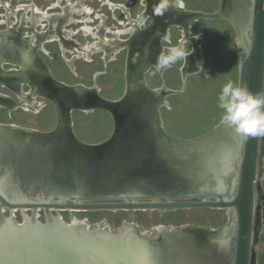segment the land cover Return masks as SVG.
Masks as SVG:
<instances>
[{
	"label": "water",
	"instance_id": "obj_1",
	"mask_svg": "<svg viewBox=\"0 0 264 264\" xmlns=\"http://www.w3.org/2000/svg\"><path fill=\"white\" fill-rule=\"evenodd\" d=\"M250 5V9H247L248 6H244L248 17V22L245 25L241 19L244 10L239 11L237 0H222L219 9L212 13L189 10L183 15L185 19L195 21L227 19L237 32L238 42V83L229 110L206 133L193 139L174 140L178 147L175 150L176 159L183 155L182 153L187 152L186 154L190 157L186 167L190 174H195L198 176V180H202V184L194 188L195 191L193 189L190 191V193L195 192L198 197L188 195L168 200L143 199L140 198V191L124 187L116 189L120 193L116 192L117 194H112L109 198L84 199L83 196L95 192L87 191L82 188L83 186L77 187L76 185L62 189L52 188L51 185L57 184L59 181L55 176L56 173L51 171V162L56 160L57 154L64 157L65 153L69 152V148H76V146H80L82 149L83 147L85 149L86 147L100 146H88L74 138L66 113L70 111L69 107L73 104L71 99L74 95L66 85L56 83L52 79H50L49 86L53 84L57 91L50 93L48 97L53 102L57 114V124L54 130L45 133L0 123V165L4 170L10 164V169H12L7 173L6 178L0 176V264H159L161 260L159 258L161 254L160 241L164 242L165 239L170 240V238L159 239L157 234H160L164 228L171 232L175 227L158 225L144 230L135 225L114 228L105 222L88 224L73 220L71 223H65L59 219L58 215H53L52 211L185 208H225L228 220L218 230L225 236L218 241L216 247L221 248H218L219 255L215 256L221 260V263H224L223 259H225L227 247H229L226 245V240L231 238L228 228L234 225L231 264H253L255 181L264 108V0H250ZM246 36L248 42L244 43ZM139 86H143V83L135 84L134 87L138 91L127 88L121 99L115 102L105 101L103 106L109 107L111 110L115 109V111L129 108L130 104L140 100L141 93L148 91L145 87L140 89ZM148 92L151 93V91ZM72 106L74 107V105ZM114 120V132L111 138L104 143H111L116 135H121L123 132H119L117 120ZM159 128L165 134L161 126L158 127L160 132ZM62 130H65L69 137L68 148L63 151L53 148L51 153H45L48 139L61 134ZM227 131L230 134L226 133ZM222 139H231V143L227 144L231 146L223 147L220 144ZM221 154H225L223 158ZM120 156L124 160L129 158L124 154ZM224 158L228 159L229 167L233 166V169L228 171V178L216 173L215 178L212 177V179L215 180V183H219L212 190V196L202 197L206 191L205 174L207 171L205 168L209 162L216 160L218 163L221 159L224 161ZM114 159L115 156L111 157L107 163H114ZM236 161L238 162L236 163ZM211 164L213 163L211 162ZM64 165L67 167L68 164ZM91 166L92 163L85 167ZM177 166L179 165L177 164ZM92 169L93 177L96 176L95 178L98 179V173L94 174L96 168ZM78 170L82 172L81 169ZM23 173L27 174L33 183L38 180V183H35L36 186L33 183H28L30 186L28 189L38 188L42 193L33 192L34 190L29 193L17 192L16 189L20 184L19 174ZM67 173L66 171L63 181H66ZM231 176L235 177L234 182H231ZM227 183L232 186L229 187V195L224 197L225 184ZM63 191L66 193H62ZM56 193L64 194L65 197L58 195L59 197L54 199L53 194ZM69 193L72 197L69 196ZM14 197L21 200L14 201ZM41 209L45 216L43 224L36 219L38 211ZM6 210H9L10 216L8 217L4 215ZM16 210H20L24 215L22 223H17L12 218L13 211ZM26 210H31L30 216L26 215L24 212ZM185 225H180L178 228ZM174 238L177 237L171 236L172 240ZM128 245L140 248L141 252L136 250L134 253ZM224 246L225 248H223Z\"/></svg>",
	"mask_w": 264,
	"mask_h": 264
},
{
	"label": "rangeland",
	"instance_id": "obj_2",
	"mask_svg": "<svg viewBox=\"0 0 264 264\" xmlns=\"http://www.w3.org/2000/svg\"><path fill=\"white\" fill-rule=\"evenodd\" d=\"M2 1L3 2L0 4V18L4 22L6 19H8L9 23L15 22L16 20L19 24L21 23L24 24V26H28L31 25L32 21L29 19L25 20L24 23L23 18L25 16H31L32 11L28 10L26 12L23 5H30L32 4L31 2L34 1L41 10L44 0ZM166 1L172 3V0H163V2ZM221 1L222 0H183L186 9L207 13L218 10ZM237 1L239 11L244 10L241 19L245 25L246 22H248L246 7H244L245 5L242 3V0ZM5 3L8 4V8H6ZM15 7H19V9L15 11ZM232 8L235 9L234 6H232ZM84 16L86 17V15ZM74 17L79 18L77 15H74ZM43 22L44 20L41 19V24L35 26L38 31H41ZM185 23L187 26H190L187 35L194 36V40L190 42L189 39H187L183 46L180 43L179 50L181 52L165 50L167 55L162 58L166 62L172 64V69L166 70V77L163 78H167L168 82L174 87H179L181 90H184L176 95H169L167 100H170L171 103L173 102L172 110H163L161 112L162 126L166 133L179 138V140L192 139L206 133L225 116L236 94L239 72L237 32L229 20L224 18L200 19L197 21L186 20ZM114 27L120 29V25L117 22ZM181 29V25L171 28L172 42L167 45L175 48L182 34ZM77 35L85 40H92L90 35L82 36V33H78ZM118 37L122 38L124 35H118ZM195 44L196 46H194ZM188 51L191 52L190 58L192 61L191 63L195 66V72L188 76L187 79H185V83H183L178 72H180L179 67L182 68V64L183 66L185 64V62H183L182 52ZM97 55L99 56V54L96 53L93 57ZM67 57H69V54H67ZM72 61L74 67L76 66L77 68L76 71L78 73L76 77L71 75L72 73L70 71L73 72V68H70L60 56H57L56 59L48 63L50 67H52L53 74L57 79L69 83L81 81L85 84H91L93 82L91 70L101 67V69L106 70V73L99 77H94L99 89H101V95L107 99H117L122 95L124 81L121 75V64L118 61L113 64L108 63L106 66H103L100 62L91 65L90 63L83 62L82 58H73ZM186 66L189 67L188 61L186 62ZM154 82L158 83L159 81L154 79ZM149 84L152 86L153 82L151 81ZM22 90L26 92L27 86L24 85ZM0 94L16 103L12 106L0 103V123L12 124L45 133L56 128V110L47 99L34 96L33 99H30L33 104H29L26 101L23 103V101L20 100L21 94L14 93L6 88L5 85H0ZM22 95L26 96L25 93ZM25 98L27 99V97ZM36 106L38 108H36ZM69 122L70 131L77 141L88 146H100L86 147L85 149L84 147L82 149V147L76 146V148H69V152L65 153L64 157H60L57 154L56 160L51 162V171L56 173L55 176H57L56 178L59 181L57 184H52V188L62 189L71 187L72 185H79L81 187L83 186L82 188L87 191L98 193L83 196L82 198L84 199L109 198L112 194L120 193L116 189L124 187H126V189H137L138 185H140V181H142V177H144L142 171H147L149 166L154 163L147 160L145 164L140 154H136L139 156L133 157L123 152L124 149L118 147L120 144L116 143L117 145L114 147L110 142L104 143L110 138V135L115 129L113 125L114 120L109 112L101 109H95L93 111L75 109L70 113ZM229 146L231 145H228L227 148H229ZM186 153L187 152L182 153L183 155L176 159L180 171L172 168L170 169V173L167 167L164 169L163 166L165 165L162 164L163 162H160L158 175L167 176L173 174L176 176L175 174L179 173L183 175L181 176L183 183H188L191 174L186 164L190 156ZM122 154L130 158L124 160L120 156ZM113 156H115L114 163L108 164L107 161H110ZM228 157L230 158V156ZM82 159L83 161H81ZM65 161L68 164L67 167L64 165L66 164ZM90 163H92L91 167H85ZM10 166L9 164V166L3 170L0 165L1 177L6 178L8 176L7 173L10 170L12 171ZM93 167L96 168L94 174L98 173V179L95 178L96 176L93 177ZM232 168V166L225 167L223 170L226 171L227 169V171H229ZM78 169H81L82 172H79ZM66 171L68 175L66 176V181H63ZM260 171L261 173L258 177L256 189L258 223L255 225L253 264H264V152L262 154ZM150 172L154 173L153 170H150ZM28 179L29 177L27 174H19L18 181H20V184L16 189L17 192L29 193L34 190L28 189V187H30L28 183H33ZM35 183H38V180H36V182L34 181L33 184ZM36 185L37 184L34 186ZM91 185H94L92 190L88 188ZM85 190L82 191L85 192ZM124 191L128 192L127 190ZM33 192L40 193L41 191L37 188ZM133 192L138 194V192ZM62 193L66 192L63 191ZM58 195L60 197H65L64 194L56 193L55 195L53 194V198L59 197ZM69 196L72 197L70 193ZM52 212L53 215H58L59 219L65 223H71L75 218L78 221L83 220L84 223L88 224L105 222L107 225L114 228L130 225L141 227L144 230H149L158 225L175 227L171 232H168L166 228H164L160 234H157V237H160L159 239L162 237L170 238V240L165 239L164 242L160 241L159 246L161 254L159 258L161 260L159 264H231L233 257L231 246L233 244V238L226 240V245L229 247H227L228 250L225 259H223L224 263H221V260L213 254L215 250L221 247H216V244H208L210 240L208 239L209 235H212L217 229L219 230L227 223L226 211L219 208L93 211L55 210ZM25 213L27 216H30L31 210H26ZM4 215L6 217L10 216L9 210H6ZM12 218L17 223H22L24 215L20 210H16L13 212ZM36 219L41 224L45 223V216L42 209L38 211ZM184 224L186 225L178 228L180 225ZM231 227L232 225L228 228L230 236L233 229V227ZM171 236L177 238L172 240ZM207 240L208 243H206Z\"/></svg>",
	"mask_w": 264,
	"mask_h": 264
},
{
	"label": "flooded vegetation",
	"instance_id": "obj_3",
	"mask_svg": "<svg viewBox=\"0 0 264 264\" xmlns=\"http://www.w3.org/2000/svg\"><path fill=\"white\" fill-rule=\"evenodd\" d=\"M177 1L178 0H172V3H170L169 1L163 2V0H44L41 10L45 11L49 17L43 19L44 22L40 32L35 27L36 25L33 26L32 22L31 25L24 26V24H19L16 20L15 22L9 23L8 19L4 22L0 18V85H5L6 88L14 93L16 92V94L25 93V97L29 100L33 99L34 96L45 98L54 106L53 102L48 97L50 93H56L57 91L56 86L53 84L49 86L50 79H52L56 83L66 85L71 89L72 92H70L74 95L71 99L74 107L71 105L69 107L70 111L66 112L69 119L70 113L75 109L82 111L101 109L109 112L113 120H117V129H120L119 132L123 131L121 135H116L114 137L115 139L111 141V144L114 147L120 144L118 147H122L124 149L123 152L133 157L139 156L136 154H140L145 164L147 160L154 163L151 165L154 169L149 166L147 171H142L144 177H142V181H140V185H138L139 188L137 187V189H135L141 192L140 198L143 199L156 198L168 200L183 198L188 195L190 197H198L195 192L190 193V191L202 184V180H198V176L195 174L188 175L189 182L185 184L181 178L183 175L179 173L175 174L176 176L173 174L167 176L158 175L160 162H163L162 164L165 165L163 166L164 169L167 167L170 173V169L172 168L180 171V167L177 166V156L175 154V150L178 147L175 145L174 141L179 138L166 133L162 126L161 119V112L163 110H172L173 102L171 103L170 100H167V97L184 91L179 87H174L168 82L167 78H163L166 77V70L172 69V64L162 59L167 55L165 50L179 52L180 43L183 46L187 39H189L190 42L194 40V36L187 35L190 26L186 25L185 21L187 19L183 16L184 13L189 10L186 9L183 0H181L182 5L177 4ZM31 3L30 5L25 4L23 6L35 9L38 8L34 1ZM74 15L79 16V18L74 17ZM84 15H86V17ZM116 22L120 25V29L114 27ZM40 24L41 23L37 25ZM179 25L182 26V34L179 37V43L175 48H172V46L167 45L172 42L171 28ZM84 26H88L90 31H85ZM118 31L119 34H116ZM78 33H82V36L90 35L92 40H85L79 37L77 35ZM118 35H124V37L121 38L118 37ZM86 45H89L91 51L89 54L86 52L80 54V50ZM194 46H196V44ZM96 53L99 54V56L93 57ZM67 54H69V57H67ZM190 55V51L182 52V58L185 64L184 66L182 64V68L179 67L180 72L178 73L183 83H185V79H187L188 76L195 72V66L191 63ZM57 56H60L70 68H73V72L70 71L72 69L69 71L72 73L71 75L75 77L78 72L76 71V66L74 67L72 63L73 58H82L83 62L90 63L91 65L100 62L103 66L118 61L121 64V75L124 81L122 95L117 99L111 100L101 95V89H99L94 79V77H99L106 73V70L101 69V67L91 70L93 76V82L91 84H85L81 81L69 83L57 79L53 74L52 67H50L48 63L56 59ZM187 61L189 62V67L186 66ZM154 79H157L159 82H154ZM151 81L153 82L152 86L149 84ZM138 83H143V86H139L140 89L145 87L148 91H151V93L148 91L141 93L140 100L134 102V104H130L129 108L125 110L115 111V109L111 110V108L103 106V102L105 101L115 102L121 99L127 88L135 90L136 88L134 86ZM24 85L27 86L26 92L22 90ZM51 89L53 90L51 91ZM136 90L138 91V89ZM0 103L8 104L9 106L16 104L8 97L5 98L1 94ZM263 119L264 108L262 113L258 170L255 181V225L258 223L256 189L258 177L261 173L260 164L262 154L264 152ZM113 125L115 127V120ZM157 126H161L165 134H163L159 128L160 133ZM60 133L61 134L48 139L49 142L47 143V150L44 151L45 153H51L53 148L58 151H63L68 148L69 137L66 131L62 130ZM111 136L112 135H110V138ZM166 141L173 143L174 147ZM227 144V140H225L224 146H228ZM239 150L241 152V149ZM224 155L225 154H221V157L223 158ZM211 162L213 164H211ZM211 162H209V165L205 168L207 171L205 174L206 191L202 197L212 196V190L215 189L219 183H215V180L212 179V177L215 178L214 175H216V173H220L222 177L228 178L227 169L226 171L223 170V168L229 167L228 159L224 158V161L221 159L218 163L216 160ZM237 162L238 161H236V163ZM150 170H153L154 173L150 172ZM234 180L235 177L231 176V182H234ZM76 186L79 187V185ZM231 186L230 183L225 184L226 192L224 193L225 195L223 194L224 197H227V194L229 195V187ZM88 188L92 190L94 185ZM198 195L200 196L201 194ZM219 209H223L227 213L225 208ZM232 227L234 228V225H232ZM216 231V234L209 235L208 239L211 241L209 240L208 243L207 240L206 243L217 245L218 241L215 239L218 238V236L219 238L225 236L224 233L218 232V229ZM231 233V238H233V229ZM223 248H225V246ZM219 253L220 250L218 249L215 250L213 254L218 256Z\"/></svg>",
	"mask_w": 264,
	"mask_h": 264
},
{
	"label": "bare ground",
	"instance_id": "obj_4",
	"mask_svg": "<svg viewBox=\"0 0 264 264\" xmlns=\"http://www.w3.org/2000/svg\"><path fill=\"white\" fill-rule=\"evenodd\" d=\"M55 1V0H54ZM1 2H3L2 0H0V4H1ZM104 3H106V2H104ZM242 3H244V5H246V6H248V8L247 9H250V7H251V5H250V0H242ZM80 4V3H79ZM176 4V3H175ZM177 4H179V5H182V1L181 0H178L177 1ZM176 4V5H177ZM5 5H6V8H8V4L7 3H5ZM81 5V4H80ZM55 6V5H54ZM112 6V5H111ZM71 7V6H70ZM25 8V11L27 12L29 9H31L32 10V15L31 16H25L24 18H23V22L25 23V20H31L32 21V23H33V26H35V25H37V24H39L40 23V20L41 19H44V18H48L49 17V15L48 14H46L45 13V11H43V10H40L39 8H30V7H28V6H26V7H24ZM19 9V7H15V11H17ZM70 9V8H69ZM83 9V8H82ZM46 10V9H45ZM87 10V9H86ZM14 11V12H15ZM61 11V10H60ZM77 11V10H76ZM89 11V10H88ZM87 11V12H88ZM14 12H13V14H14ZM72 12V11H71ZM78 12V11H77ZM9 13V12H8ZM25 14V13H24ZM1 15V14H0ZM72 15V14H71ZM70 19V18H69ZM72 19V18H71ZM74 20V19H73ZM83 20V19H82ZM86 21V20H85ZM1 22V21H0ZM70 22H71V20H70ZM118 22H121V21H118ZM68 23V22H67ZM152 23V22H151ZM61 24V23H60ZM83 27V26H82ZM84 28H85V31H90V28L88 27V26H84ZM83 28V29H84ZM95 28V27H94ZM99 28V27H98ZM71 30V29H70ZM104 30V29H103ZM40 31V30H39ZM72 31V30H71ZM116 31V30H115ZM114 31V32H115ZM120 31V30H119ZM119 31L118 32H116V34H119ZM108 32H110V31H108ZM123 32V31H122ZM89 33H91V32H89ZM242 35H244V34H242ZM96 36V35H95ZM50 37V36H49ZM56 38V37H55ZM109 39V38H108ZM243 39H244V36H243ZM248 42V38H247V36H246V40H245V42L244 43H247ZM93 43V42H92ZM95 44V43H94ZM94 44H93V46H94ZM91 45V44H90ZM80 47V46H79ZM62 48V47H61ZM64 48V47H63ZM75 50V49H74ZM94 50H95V47H94ZM68 51V50H67ZM91 51V48L89 47V45L87 46H83V48H82V50H80V54H82V52H86L87 54H89V52ZM116 51V50H115ZM118 51V50H117ZM75 52V51H74ZM74 52H72V53H74ZM76 54V53H75ZM79 56V55H78ZM82 56V55H81ZM84 57H85V55H84ZM86 59V58H85ZM108 59V58H107ZM69 60V59H68ZM71 62V61H70ZM142 66V65H141ZM140 68V67H139ZM135 70V69H134ZM143 72V71H142ZM127 75V74H126ZM142 82V81H141ZM136 90V89H135ZM23 93H21V95H20V100L21 101H23V103H24V101H26V102H28L29 104H33V102L32 101H30V100H27L26 98H25V96L24 95H22ZM36 108H38L37 106H36ZM28 110V109H27ZM87 111V110H86ZM161 125V124H160ZM233 129L231 128V131H232ZM226 133H229L230 134V132L229 131H227ZM223 138V137H222ZM224 139V138H223ZM220 140L221 142H220V144L221 145H223V147H224V143H225V140ZM227 140V143H229V142H231L232 140L231 139H226ZM166 142H169V141H166ZM169 144H171V146L173 145V143H170L169 142ZM174 146V145H173ZM77 153V152H76ZM217 185V184H216ZM211 187V186H210ZM210 189V188H209ZM225 195V194H224ZM22 196H24V195H22ZM26 199V198H25ZM17 200H21V199H17L16 197H14V201H17ZM14 212V211H13ZM25 212V211H24ZM74 221H76V219L74 218L73 219ZM79 222H84L83 220H80ZM222 238H219V236H218V238H216L215 240H217V241H220ZM128 247H130L131 249H132V251L135 253V251L136 250H138L139 251V253L141 252V249L140 248H138V247H131V246H129L128 245ZM137 251V252H138Z\"/></svg>",
	"mask_w": 264,
	"mask_h": 264
},
{
	"label": "crops",
	"instance_id": "obj_5",
	"mask_svg": "<svg viewBox=\"0 0 264 264\" xmlns=\"http://www.w3.org/2000/svg\"><path fill=\"white\" fill-rule=\"evenodd\" d=\"M110 100H111V99H110ZM112 134H113V133H112ZM112 134H111V135H112Z\"/></svg>",
	"mask_w": 264,
	"mask_h": 264
}]
</instances>
